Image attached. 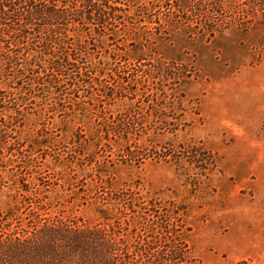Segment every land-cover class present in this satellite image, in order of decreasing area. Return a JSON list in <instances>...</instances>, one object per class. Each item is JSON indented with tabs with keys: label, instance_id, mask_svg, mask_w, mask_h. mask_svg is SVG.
I'll use <instances>...</instances> for the list:
<instances>
[{
	"label": "rangeland",
	"instance_id": "obj_1",
	"mask_svg": "<svg viewBox=\"0 0 264 264\" xmlns=\"http://www.w3.org/2000/svg\"><path fill=\"white\" fill-rule=\"evenodd\" d=\"M117 6L105 35L73 30L92 99L9 111L26 124L2 127L0 234L62 219L122 264H264V0ZM38 128L54 140L32 151Z\"/></svg>",
	"mask_w": 264,
	"mask_h": 264
},
{
	"label": "trees",
	"instance_id": "obj_2",
	"mask_svg": "<svg viewBox=\"0 0 264 264\" xmlns=\"http://www.w3.org/2000/svg\"><path fill=\"white\" fill-rule=\"evenodd\" d=\"M117 3L118 0H0V85L16 84L14 92L0 90L2 138L7 134L2 127L12 123L21 128L26 124L22 118L8 115L14 110L22 116L21 108L31 103L32 98L40 100L38 108L48 113L61 111L57 103L48 101L49 97L65 102L68 95L76 93L79 97L80 91L89 88L85 93H90L92 99L95 83L85 80L78 66L80 59L76 55L82 52L77 48L76 38L80 39V35L73 30H81L82 34L94 26L97 36L105 35L102 29L118 20L117 15L110 16L122 9ZM76 111L87 119L85 110L75 105ZM100 111L106 113L105 109ZM30 125L35 126L33 122ZM97 125L93 134L98 141L119 135L116 124ZM32 131V151L49 146L54 140L45 128ZM80 133L79 138L83 131ZM7 213L6 220L12 221L13 214ZM37 223L31 233L10 230L7 237L0 234V264H122L115 253L98 247L104 241L102 236L95 237L96 234L62 219Z\"/></svg>",
	"mask_w": 264,
	"mask_h": 264
}]
</instances>
